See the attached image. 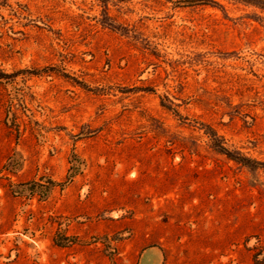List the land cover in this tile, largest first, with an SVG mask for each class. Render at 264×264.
Instances as JSON below:
<instances>
[{
    "label": "rangeland",
    "instance_id": "1",
    "mask_svg": "<svg viewBox=\"0 0 264 264\" xmlns=\"http://www.w3.org/2000/svg\"><path fill=\"white\" fill-rule=\"evenodd\" d=\"M149 247L264 264V7L0 0V264Z\"/></svg>",
    "mask_w": 264,
    "mask_h": 264
},
{
    "label": "trees",
    "instance_id": "2",
    "mask_svg": "<svg viewBox=\"0 0 264 264\" xmlns=\"http://www.w3.org/2000/svg\"><path fill=\"white\" fill-rule=\"evenodd\" d=\"M103 2H107L108 0H101ZM245 1H249V2H254L258 5H260L261 7H264V0H245ZM213 136H215V133H212ZM216 146H218V148L222 151H225L226 153L230 154V151L224 147L220 142L216 143ZM244 158V159H243ZM239 160H245V162H249V159H246L245 157L239 158ZM48 184H52L51 180H48ZM18 188V192L21 193H36L38 192V188L40 189H48L49 185H47V183H42V182H37V181H30V182H26L21 184L20 186L17 187Z\"/></svg>",
    "mask_w": 264,
    "mask_h": 264
},
{
    "label": "water",
    "instance_id": "3",
    "mask_svg": "<svg viewBox=\"0 0 264 264\" xmlns=\"http://www.w3.org/2000/svg\"><path fill=\"white\" fill-rule=\"evenodd\" d=\"M148 258V260L150 259V262L148 264H158L159 263V256L158 254L151 248H146L142 254L140 258Z\"/></svg>",
    "mask_w": 264,
    "mask_h": 264
}]
</instances>
